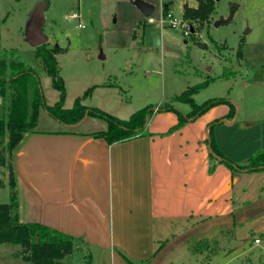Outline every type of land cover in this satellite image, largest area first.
<instances>
[{"label":"crops","instance_id":"crops-1","mask_svg":"<svg viewBox=\"0 0 264 264\" xmlns=\"http://www.w3.org/2000/svg\"><path fill=\"white\" fill-rule=\"evenodd\" d=\"M165 3L172 12L171 1ZM184 4L198 7L197 0ZM144 42L145 37L140 45ZM208 46V42L200 45ZM175 71L181 77L187 69ZM221 72L202 77L194 67L193 73L201 76L196 83L213 77L193 95L194 101L219 79L228 81ZM180 77L170 82L171 91L160 102L144 105L154 107L143 135L108 143L94 136L106 129V123L89 115L66 125L54 118L53 126L41 127L43 109L38 110L32 132L15 147L9 164L13 184L8 187L18 199L19 220L39 222L73 237V251L64 258L67 264H78L76 258L79 264H128L126 258L149 264L185 237L183 255L159 264H187L183 258L190 256L199 264H264V168L231 169L211 155L208 143L211 127L217 149L235 164H247L249 156L264 150V73L242 76L239 97L225 85L221 94L209 95L210 91L202 100L233 101L238 109L232 118L227 117L228 103L219 102L176 127L175 111L157 106L190 86L183 85ZM253 81L257 83L252 87ZM100 85L114 86L105 81L92 85L82 101L110 111L104 101L92 102ZM173 102L189 106L182 111L172 104L183 114L191 110L186 102ZM125 108L117 106L110 112L121 117L117 111ZM135 109L127 110V115ZM223 221L231 236L204 262L201 250L191 251L187 235ZM257 237L261 240L256 244ZM206 245L205 241L202 246Z\"/></svg>","mask_w":264,"mask_h":264},{"label":"rangeland","instance_id":"rangeland-1","mask_svg":"<svg viewBox=\"0 0 264 264\" xmlns=\"http://www.w3.org/2000/svg\"><path fill=\"white\" fill-rule=\"evenodd\" d=\"M39 1L46 2L0 0V58L7 64L19 60L26 67L34 68L45 102L52 104L59 98L58 90L52 86L50 76L45 74L40 58L35 53L36 47L24 40V26L32 8ZM147 1L155 7L151 16L156 20L149 23L147 19L150 15L139 13L136 0H48L44 9L43 30L48 35L45 44L61 48L55 58L67 95L64 107L71 106L74 99L82 97L85 90L89 93L92 85L105 81L115 87L100 85L94 90L95 99L92 102L101 104L104 101V107L114 112L117 106L126 107V110L117 111L119 116L126 118L130 109L140 108L146 103L155 104L162 97L165 98L168 91H171L170 82L180 77L175 75V69H187L182 74L184 76L180 77L183 85L199 82L202 75L205 77V73L219 74L223 66L232 71L233 75L228 81L219 79L208 90L196 96L197 103L209 97L206 95L210 91L213 94L209 95L221 94L225 85L232 87V96L239 97L242 76L248 75V79L264 73V0H214V10L209 19L202 21L180 18L183 2L195 0H170L172 12L168 9L166 13L170 12L172 17L179 19V26H172L168 21L163 22L162 26L157 22L162 12L161 4L165 0ZM74 13L79 16L74 17ZM165 15L162 13V16ZM228 15L229 19L225 20ZM78 23L82 25L78 26ZM190 27L193 31L185 34L184 29L190 30ZM144 37L145 42L141 45L146 46L147 51L145 47H140ZM201 41H206V46L208 42L209 46L200 47L205 44H200ZM239 46L240 57L236 55ZM194 67L201 76L193 73ZM10 72L7 67L5 75L8 76ZM256 83L250 82V86L253 87ZM10 85L11 81H7L0 92V118H4L5 122L16 97V91L9 89ZM179 87L181 85L177 86ZM87 104L93 103L88 101ZM168 104L176 103L170 98L161 105ZM233 104L237 113L238 108L234 102ZM175 106L182 111L189 107L180 102ZM26 108L28 115L31 111L28 96ZM100 108L102 107L99 106ZM110 111L108 112L112 113ZM40 113L41 127L53 126L54 118L44 111ZM93 119L99 124L105 123L102 118ZM25 120H29V115ZM27 128L31 129L29 126ZM8 136L6 130L4 134H0V160H4L2 164L0 161V202L9 201L13 192L8 187L13 184L9 174L11 153L7 148ZM227 225L223 221L219 225L209 224L203 229L188 233V245L200 246L201 260L205 262L221 247L225 238L229 239L231 236ZM185 238L176 239L172 248L165 249L160 260L158 254L149 264H159V261H170L183 255L186 249ZM205 241L206 247L202 246ZM20 249L18 244L9 246L0 243V264H31L22 259ZM14 254L19 256L15 257ZM76 259L79 264L80 259ZM61 261L62 264L68 263ZM183 261L187 264H199L191 256L189 259L183 258Z\"/></svg>","mask_w":264,"mask_h":264},{"label":"trees","instance_id":"trees-1","mask_svg":"<svg viewBox=\"0 0 264 264\" xmlns=\"http://www.w3.org/2000/svg\"><path fill=\"white\" fill-rule=\"evenodd\" d=\"M198 7H190L184 4L182 19H195L198 21L207 20L214 10V0H197ZM48 4V0H46ZM162 13L166 14L168 11L167 3L162 4ZM234 9V5L231 6ZM229 16L225 20L229 19ZM145 27L144 23L141 24ZM46 43V42H45ZM43 43L36 46V55L40 58L43 65V70L46 75L52 79V86L58 90L59 98L52 104H47L43 96L40 80L34 68L26 67L22 61H10L9 64L0 58V92L7 81H11L9 89L15 90V99L11 104L8 112L7 121L0 118V134L8 131L7 148L9 152L15 150V147L26 136L27 133L32 132L34 125L37 122L38 110L43 108L46 113H49L53 118L63 124H76L83 120L87 115L102 118L106 123V129L94 133L96 137H103L108 143H115L121 140L131 139L135 136L145 134L146 124L151 114L153 113V105H146L135 109L126 118L116 117L115 115L99 109L94 106L86 105L82 102V97H76L71 106L64 107L65 87L64 81L59 75L58 64L55 54L61 51L57 46H50ZM240 46L237 49L236 55L238 57ZM9 67L11 72L8 76L5 75L6 68ZM221 74L224 77H230L232 71H228L226 66H223ZM213 77L205 78L200 83H195L188 86L179 95L172 98L173 101L186 102L190 105V111L183 114L181 111L175 109L171 104L158 105L157 110H173L178 115L179 121L176 127H179L188 118H194L196 115L202 113L206 108L219 102H226L229 105V113L227 117L232 118L236 115V108L234 104L226 98H211L197 104L193 95L205 86ZM87 94V90L83 92V96ZM27 96L29 103H31V111L29 112V120L26 121L27 113ZM217 121V120H216ZM30 127L31 129L27 128ZM23 133V134H22ZM208 143H210L211 155L219 158L226 166L231 169H248L264 168V150H258L251 156L247 164H235L226 156L219 152L216 144L213 141L211 127L208 129ZM1 164L4 162L0 160ZM10 177L13 178L11 167L9 168ZM18 199L13 191L9 196V201L0 202V243L19 245L21 247V257L23 260L31 264H62L64 260L73 251L74 238L70 235L49 228L48 226L39 222H22L17 215ZM161 243L158 245L160 249ZM197 244L191 246L192 252L199 250ZM128 264H134L127 259Z\"/></svg>","mask_w":264,"mask_h":264},{"label":"water","instance_id":"water-1","mask_svg":"<svg viewBox=\"0 0 264 264\" xmlns=\"http://www.w3.org/2000/svg\"><path fill=\"white\" fill-rule=\"evenodd\" d=\"M136 6L140 8L144 16H149L153 13L154 7L150 3H146L143 0H136ZM47 3L43 1L37 2L32 8L29 19L26 22L24 28V40L36 47L45 43L48 39V35L43 30L44 24V9ZM191 31H193L191 29Z\"/></svg>","mask_w":264,"mask_h":264},{"label":"built area","instance_id":"built-area-1","mask_svg":"<svg viewBox=\"0 0 264 264\" xmlns=\"http://www.w3.org/2000/svg\"><path fill=\"white\" fill-rule=\"evenodd\" d=\"M73 16L74 17H78L79 14L74 13ZM155 20L156 19H154V17L150 15L148 17V19H147V22L149 23V22H153ZM166 21H168L169 23H171L172 26H179L178 24L180 23V20L179 19H175V17H172L171 14H170V12L166 13L165 16H162V12H161V16L157 20V22H159L160 24H162L163 22H166ZM80 25H82V24L81 23H78V26H80ZM163 25L164 24H162V26ZM191 29H192V27H190V30L188 28L187 29H184V33L185 34H188L189 32H192ZM260 240H261V238L257 237V238L254 239V243L257 244ZM263 255H264V251H263Z\"/></svg>","mask_w":264,"mask_h":264}]
</instances>
